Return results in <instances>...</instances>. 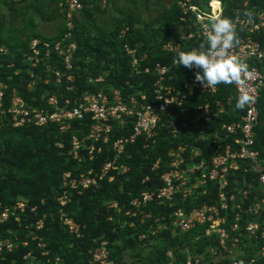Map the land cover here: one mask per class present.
Returning <instances> with one entry per match:
<instances>
[{
    "label": "trees",
    "instance_id": "16d2710c",
    "mask_svg": "<svg viewBox=\"0 0 264 264\" xmlns=\"http://www.w3.org/2000/svg\"><path fill=\"white\" fill-rule=\"evenodd\" d=\"M81 1L83 8L80 14L83 19L78 21L76 18L71 30L70 40L75 43L76 48L69 70L64 67L62 58L52 49L45 56V49L41 45H38L40 55L36 66L33 67L30 61L23 63V53H27V57L31 56L30 41L10 43L0 37V46L6 49V52L0 51V82L7 85L6 96L14 89L31 105L52 110L46 107L44 100L52 95L58 98L60 104L68 98L71 105L82 93L100 90L107 93L109 89H119L122 95L142 92L151 97L153 83L157 79L154 72V66L157 63L168 68L167 77H173L167 84H177L189 75L187 68L174 65L173 61L179 51L199 49L200 41L190 39L181 42L177 53L162 50L163 44L169 41L178 42L181 33L186 31V28L180 27L182 23L179 21L177 0H172L169 8L159 16L160 23L156 29L152 28L151 24L145 23L143 28L135 29L133 33L126 32L122 36L119 35V25L110 32L95 28V34L91 35L92 28L87 24L91 16L90 10L86 1ZM207 2L208 0H193L194 4L200 6H205ZM216 2L219 0H214L212 4ZM221 4V17L230 20H233L235 16L247 17L246 12H250L253 17L256 13H264V0H221ZM65 31V28H61L56 39ZM172 36L174 39L171 38ZM124 46L133 48L138 58L144 57L139 61L136 70L132 68L130 57L126 55ZM145 69H148L147 73L144 72ZM56 72L60 75L59 81H57ZM98 75L104 76V83H88L90 77L94 78ZM68 76H72V79L69 80ZM218 88L216 98L232 96L231 107H234V111L228 108L226 110L228 114H221L209 123L189 124L186 129H179L176 137H173L166 129H160L153 140H145L143 136L137 137L134 143L126 146L124 154L119 158V162L125 163L128 170L122 175L109 171L97 186L82 190L80 194H77L75 189L63 187L64 174L70 173L72 178H77L80 173L88 170L95 173L102 165L113 160V152L107 146H104L101 152L95 154L91 160L85 156L81 164L72 159L69 154L71 139L73 136L81 138L87 134L89 120L71 121L70 128L61 132L55 124L14 128L7 119H2L0 121V165L4 171L0 175V204L2 207L14 209L17 202H22L24 209L15 211L19 217L18 222L10 217L5 223L0 224V241L10 240L13 243L11 251H7L5 247L2 248L0 264H33V262L36 264H90L91 254L89 255L88 251L94 249L97 241L104 239L108 241L106 248L110 250L109 260L111 259L115 264H166L168 258L165 253L169 249H174L173 246L176 244L177 247L191 249L187 240L194 234L201 235V241L205 242L206 246L217 249L220 254L217 237L205 236L204 227H196L187 232L176 231L168 245L161 246L154 257L138 255L130 263H126L119 262L117 259L119 254L111 251L113 245L118 242L122 243L124 248L145 243L146 239L140 240L139 236L147 233L150 226L155 227L153 219L164 217L160 222L169 225L170 214L179 206L188 211L194 206L219 204L217 185L209 182L204 188L205 193L195 195L186 202L179 201L176 197L172 207L149 203L143 210L151 213V219L143 223L140 222V217L125 215L131 199L144 191L156 190L162 186L161 176L168 170L170 163L168 151L171 148L179 145L199 148L206 165H209L210 142L199 139L201 131L203 130L204 134L221 135L223 123L237 121L243 114V110L235 107L237 99L234 96L233 87L220 84ZM42 96L44 99L41 98ZM196 103L197 100L194 98L184 108L191 109ZM257 104L259 124L255 128L254 147L262 152L264 149V93L259 96ZM183 111L182 108L176 110L179 113L175 117L177 125L185 119L181 114ZM129 130L130 126L123 129L114 128L110 134L111 140L128 134ZM6 134L11 136L7 138ZM14 135L24 139V142L15 140ZM58 144H61V147ZM82 154L85 155L86 151L83 150ZM156 162H158L157 168L151 171ZM110 177H112L111 180H109ZM228 180L229 184L225 190L228 194H238L240 189H247L250 191V200L261 196L255 173L234 172L228 175ZM121 184L126 187L125 191L120 190ZM64 191H67L69 201L62 207L58 198ZM240 201L237 196L236 203ZM112 202L117 203L119 213L109 207ZM247 203L248 201L242 205L244 209ZM232 209L229 203L226 210L220 211V216L226 219L227 230L235 216V211ZM60 210L66 212L79 225V236L65 229L60 220ZM120 217L127 221L123 228H120L117 222ZM38 220H43V226L40 229L35 227ZM246 220H251V217L245 216L240 221L242 227ZM166 231L171 232L170 229ZM241 240L245 241L243 238ZM261 244H264V241ZM257 248L258 246H255L250 249L239 259L245 262L253 258L252 254ZM197 251H200V248ZM27 254L31 256L30 261L24 259ZM177 258L184 260L186 256L182 254ZM57 259L59 263H56ZM226 262L227 260L221 259L216 264H226ZM253 264H264V257L256 258Z\"/></svg>",
    "mask_w": 264,
    "mask_h": 264
},
{
    "label": "built area",
    "instance_id": "2783aa9c",
    "mask_svg": "<svg viewBox=\"0 0 264 264\" xmlns=\"http://www.w3.org/2000/svg\"><path fill=\"white\" fill-rule=\"evenodd\" d=\"M213 1L208 0L205 6H200L194 4L193 0H177L180 12L179 21L182 23L180 26L186 28V31L181 33L178 42L169 41L163 44L162 50L177 53L181 42L190 39H196L201 44L204 43L205 25L209 24L211 17L222 16L221 0L216 7L213 6ZM61 6L64 10L66 31L60 40L51 45L48 42L37 40L29 44L31 51L29 61L33 67L36 66L40 55L38 45H41L45 49V56L52 49L62 58L64 67L68 70L71 69L72 55L76 48L75 43L70 40L71 30L73 29V20L81 11L82 4L80 0H64ZM232 21L235 24L240 43L234 46L230 52L231 55L247 64L250 76L246 78L245 85L232 84L231 87H233L236 99L243 87L255 97L254 102L243 109L239 120L223 123L221 135L215 133L209 135L204 134L203 130L201 131L199 139L210 142L208 145L209 165H206L203 153L199 148H188L184 145L171 148L168 151L170 159L168 170L161 176L162 186L156 190L144 191L131 199L125 215L140 217V222L143 223L145 220L151 219V213L143 210L149 203L172 207L176 197L179 201L186 202L188 199L194 198L195 195L205 193V186L212 182L217 185L219 204L194 206L188 211L179 206L170 214L169 225L160 222L164 217L154 218L155 227H151L153 230L150 231V235L155 236L161 229L187 232L196 227H204L205 236L215 235L217 237L218 249L221 251L219 255L222 259L227 260L226 264H253L256 259L254 257L245 262L239 258L246 254L240 245V242L243 241L242 238L246 242L258 246L256 249L258 257H264V244H261L264 241V149L260 152L254 147L255 128L259 124L257 101L261 93H264V13H256L251 20L248 17L235 16ZM0 51L2 50L0 49ZM124 51L130 57L132 68L136 70L139 61L144 57L138 58L135 50L128 46H124ZM173 64L179 65L174 62ZM188 71L189 75L185 80L173 85L167 84L173 78L167 77L168 68L159 63L155 64L154 72L157 79L153 83L151 97L142 92L122 95L119 89H109L107 93L101 90L82 93L71 105L68 98L60 104L54 95L46 99L42 96L46 107L52 110L31 105L14 89L6 96L7 85L0 82V121L7 119L14 128L43 127L47 124H55L58 125L61 132H65L70 128L71 121L89 120L87 134L81 138L72 137L69 154L77 162H80L85 156L91 160L95 154L101 152L104 146H107L113 152V160L102 165L95 173L88 170L85 173H80L77 178H72L70 173L64 174L63 187L75 189L77 194H80L82 190L97 186L109 171L116 172L117 159L124 154L126 146L134 143L137 137L143 136L145 140H153L160 129H166L173 137H176L179 129H186L189 124L209 123L221 114H228L226 111L228 108L231 111L235 110L234 107H231L232 96L216 98L219 91L218 85L214 89H204L201 84L194 83L195 73L198 69H188ZM144 72L147 73L148 69H145ZM55 75L59 81V73L56 72ZM67 78L71 80L72 76ZM104 79L103 75H98L94 78L90 77L88 83L102 84ZM194 98L197 103L191 109L184 108ZM199 98L201 100H198ZM181 108L182 111L184 110L181 114L185 119L177 125L175 117L179 113L176 110ZM127 126H130L128 134L111 140L110 134L114 128L123 129ZM58 146L61 147V144ZM83 150L86 151L85 155L82 154ZM157 165L158 162L154 164L151 171H154ZM238 171L257 174L260 197L250 200V191L247 189H240L238 194H228L225 191L229 184L228 175ZM237 196L241 200L239 203H236ZM58 201L62 207L66 205L69 201L67 191L63 192ZM246 201L248 203L244 209L242 205ZM229 203H231L232 210L235 211V216L227 230L225 228L226 219L220 216V211L226 210ZM109 207L115 209L117 213L120 212L116 202H112ZM13 208L2 207L0 204V224L5 223L10 217L19 221L15 211H23L24 204L17 202ZM245 216L251 217V220H246L242 227L240 221ZM60 220L69 233L77 235L79 225L62 210H60ZM42 226L43 220H38L35 223L36 229H40ZM139 239H145V235L141 234ZM23 244L25 245V243ZM100 244L98 251L91 253L90 264L111 263L106 250L107 242ZM3 247L7 251H11L13 243L10 240L0 241V252ZM211 252L218 253V250L212 248ZM28 256L30 255L27 254L25 258ZM187 264H199V260H194L193 263L188 260Z\"/></svg>",
    "mask_w": 264,
    "mask_h": 264
},
{
    "label": "rangeland",
    "instance_id": "374dc122",
    "mask_svg": "<svg viewBox=\"0 0 264 264\" xmlns=\"http://www.w3.org/2000/svg\"><path fill=\"white\" fill-rule=\"evenodd\" d=\"M85 1L91 14L87 21V24L92 28L91 35L95 34V28L104 32H110L115 29L116 25H119V35L122 36L126 32L133 33L135 29L143 28L145 23L151 24L152 28L156 29L160 23L158 22L159 16L169 8L172 0ZM62 3H64V0H0V37L10 43L26 40L31 43L32 41L37 40L39 42H48L51 45L53 42L60 40L63 37L62 35L56 39V35L61 28H65L66 23L63 6H61ZM81 4L83 8L82 1ZM78 14H80V12ZM77 15L73 20V26L75 20L78 19V21H80L83 19L81 14ZM171 38L174 39V36ZM0 49H3L2 51L6 52L5 47L0 46ZM22 60L23 63L26 61L29 62V56L27 57V53H23ZM10 136V134L5 135L7 138ZM14 138L17 141L24 142V139L19 136L14 135ZM81 162L82 161L78 163L81 164ZM116 167V174L118 175H122L128 170L127 165L123 162L120 163L119 159H117ZM3 171L4 169L0 165V175H2ZM111 179L112 177L109 178V180ZM120 190L125 191L126 187L121 184ZM117 222L120 228H123L127 223L122 217H120ZM153 228L150 226L147 233H144L146 242L143 244L134 245L129 248H124L120 242L113 245L111 251L119 254L117 257L118 261L130 263L138 255H141L142 257L151 255L154 257L157 250L161 246L168 245L172 240V237H174V233H176L171 230V232L168 233L161 229L158 232L160 233V236L156 233L159 237L152 236L150 235V231H152ZM77 236H79L78 233ZM200 237L201 235L199 236L198 234L189 236L187 241L191 245V249L187 247H177V244L173 246L175 247L174 249H169L165 253V256L168 258L166 264H187L188 260L193 263L194 260L197 259L199 260V264H216L221 260V255L217 252H211L213 247L206 246L205 242H202ZM101 242H107L108 244V241L105 239L100 242L97 241V245L94 249H90L88 254L90 255L92 252L98 251ZM241 247H243L244 252L247 253V251L255 247V244L242 241ZM198 248H200V251H197ZM106 250L110 256V250L108 248H106ZM182 254H185L186 258L184 260L178 259L177 256ZM25 256L24 259L26 261L31 260V256H28L27 258H25ZM252 256L258 258V252L254 250ZM110 261L111 263L109 264H115L111 259ZM56 263H59L58 259L56 260ZM33 264L36 263L33 262Z\"/></svg>",
    "mask_w": 264,
    "mask_h": 264
},
{
    "label": "clouds",
    "instance_id": "9594fccd",
    "mask_svg": "<svg viewBox=\"0 0 264 264\" xmlns=\"http://www.w3.org/2000/svg\"><path fill=\"white\" fill-rule=\"evenodd\" d=\"M245 16L251 20L252 14ZM205 42L199 49L179 51L174 63L188 69H198L194 83H199L204 89H214L217 85H245L250 76L247 64L231 55L230 50L240 43L235 24L229 18L213 16L204 28ZM255 97L241 87L235 107L243 110L254 102Z\"/></svg>",
    "mask_w": 264,
    "mask_h": 264
},
{
    "label": "bare ground",
    "instance_id": "6f19581e",
    "mask_svg": "<svg viewBox=\"0 0 264 264\" xmlns=\"http://www.w3.org/2000/svg\"><path fill=\"white\" fill-rule=\"evenodd\" d=\"M216 5H218V2L214 3L213 6L215 7Z\"/></svg>",
    "mask_w": 264,
    "mask_h": 264
}]
</instances>
